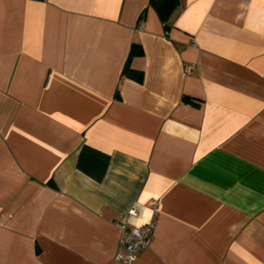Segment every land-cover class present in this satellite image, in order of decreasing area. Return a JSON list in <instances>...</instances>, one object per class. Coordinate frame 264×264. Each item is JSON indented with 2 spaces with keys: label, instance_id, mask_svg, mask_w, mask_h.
<instances>
[{
  "label": "crops",
  "instance_id": "obj_1",
  "mask_svg": "<svg viewBox=\"0 0 264 264\" xmlns=\"http://www.w3.org/2000/svg\"><path fill=\"white\" fill-rule=\"evenodd\" d=\"M169 25L149 0H0V264H119L123 218L154 222L132 264H264V0Z\"/></svg>",
  "mask_w": 264,
  "mask_h": 264
},
{
  "label": "trees",
  "instance_id": "obj_2",
  "mask_svg": "<svg viewBox=\"0 0 264 264\" xmlns=\"http://www.w3.org/2000/svg\"><path fill=\"white\" fill-rule=\"evenodd\" d=\"M179 5V0H149V6L156 12L159 20L163 24L165 32L170 29L169 18ZM142 48L137 43H132L125 64L123 66L121 77L129 78L136 82H142L143 74L134 70L130 66L133 57L141 56ZM183 101L193 102L187 97H183ZM109 164V155L105 154L87 144H83L77 155L76 168L93 179L96 182L102 181Z\"/></svg>",
  "mask_w": 264,
  "mask_h": 264
},
{
  "label": "built area",
  "instance_id": "obj_3",
  "mask_svg": "<svg viewBox=\"0 0 264 264\" xmlns=\"http://www.w3.org/2000/svg\"><path fill=\"white\" fill-rule=\"evenodd\" d=\"M193 66H187L186 72H190ZM128 216H135V209L127 213ZM120 229L119 250L116 260L119 264H132L138 253L150 246L154 222L150 221L140 227H129L126 218L118 223Z\"/></svg>",
  "mask_w": 264,
  "mask_h": 264
}]
</instances>
